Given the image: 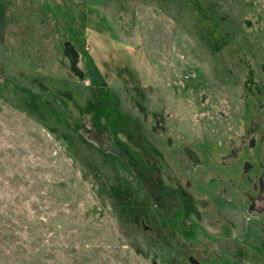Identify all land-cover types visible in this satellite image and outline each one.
I'll return each mask as SVG.
<instances>
[{"label": "rangeland", "instance_id": "rangeland-1", "mask_svg": "<svg viewBox=\"0 0 264 264\" xmlns=\"http://www.w3.org/2000/svg\"><path fill=\"white\" fill-rule=\"evenodd\" d=\"M0 264H264V0H0Z\"/></svg>", "mask_w": 264, "mask_h": 264}]
</instances>
